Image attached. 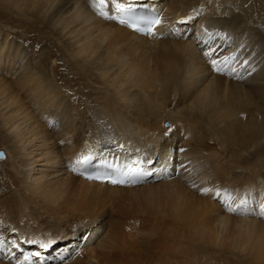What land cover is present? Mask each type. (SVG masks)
<instances>
[{
    "label": "bare ground",
    "instance_id": "6f19581e",
    "mask_svg": "<svg viewBox=\"0 0 264 264\" xmlns=\"http://www.w3.org/2000/svg\"><path fill=\"white\" fill-rule=\"evenodd\" d=\"M0 1L29 21L21 25L29 31L38 24V39L47 33L63 40L72 73L66 88L49 60L52 52L27 58L24 47L0 34V125L10 135L3 138L9 146L1 149L0 164L17 161L11 168L22 189L0 195L4 222L50 229L47 217L77 234L87 217L92 222L112 205L163 194L162 218L173 235L159 245L161 252L124 242L123 226L109 219L102 241L76 264H224L222 258L264 264V183L255 179L259 166L247 165L264 154V22L247 9L254 0H107L102 14L94 0ZM116 4L158 12L155 35L121 24ZM149 46L160 50L154 54ZM73 84L96 90L76 89L80 96L72 99ZM88 156L111 161L128 178L141 172L149 180L116 186L88 181L78 173V161ZM231 163L241 164L231 170ZM176 169L174 179L162 181ZM235 170L243 172L231 178ZM233 192L239 197L232 203Z\"/></svg>",
    "mask_w": 264,
    "mask_h": 264
},
{
    "label": "rangeland",
    "instance_id": "374dc122",
    "mask_svg": "<svg viewBox=\"0 0 264 264\" xmlns=\"http://www.w3.org/2000/svg\"><path fill=\"white\" fill-rule=\"evenodd\" d=\"M165 4H166V2H165ZM165 4H164V8L166 9ZM198 8L203 9L204 4H200L198 6ZM247 9H248V11L252 12L257 17L263 18V22H264V0H254L252 2V4L250 6H248ZM157 14H158L157 16L159 17L158 12H157ZM161 14H162V11H161ZM164 16H165V19L168 17L167 14ZM24 22L29 23V21H27V20ZM24 22H21L20 18L17 17V15H15L12 11L8 10L4 6V4L0 1V34L8 35V39L10 41H13V43L15 45H20V48L24 47L25 51H26L25 53L27 55V58L29 57V58L33 59L36 55L42 56L44 54H45V56H48L49 52H52L53 55L49 56V57H51L49 60L55 61V65H58V68L60 71L59 77H61V78H58V82L60 84L63 83V86H66V88H67V86L70 84H68L66 82V79H67L66 74L69 73L70 75H72V73L69 70V67H70L69 66V59L66 55V52L64 51L65 49L63 48L64 47V44H62L63 40H60V39L57 40L56 36H54L52 34H47V33H46V35L45 34L42 35V36L47 37L46 39H38V36L41 35L40 31H42V29H40L39 25L35 23L33 26L36 29L29 31V29L27 27L21 26L24 24ZM165 24H166V22H165ZM263 27H264V25H263ZM45 32H48V30H45ZM26 38L29 39V41L25 42L24 39H26ZM263 38H264V31H263ZM60 44H61L62 48L60 47ZM149 48H150V46H149ZM149 50H150V52L155 54L160 49H159V47H157L155 49L150 48ZM5 52L8 53L7 49H5ZM212 59H214V57ZM212 59H211V61H213ZM158 61H156L155 63H158ZM11 74H12V72H11ZM9 77H8L9 79L13 78L12 75H9ZM82 82L89 85V83H87V81H85V80ZM79 88H81V90L83 92H86V91L94 92V90H96V89H94L95 87H90V88L87 87V88L83 89L82 86H78V85L73 84L68 89L70 98L76 99L80 96L77 93H73V92H75L76 89H79ZM42 121L44 123H46V120L43 119ZM161 126L164 130L168 129V127H169L167 122H164L163 124H161ZM1 127L2 126L0 125V144L2 145V146L0 145V151L3 152V150H1V149H3V146L4 147L9 146V143H7L6 140H4L5 143H3L4 142L3 138H4V136L9 137L10 135L8 134V132L4 131L3 127L1 129ZM90 134L92 135V132ZM262 146H264V145L262 144ZM115 149L117 150V151H115V153H117V154L122 153V151H119L120 148L118 149L115 147ZM253 152H255V150L252 151L251 154H253ZM180 155L181 154L179 153L178 157ZM245 155H244V157H245ZM129 156L130 155H127L126 158ZM107 157H109V155H107ZM115 157L116 156H111L110 158L112 159ZM154 157H155V155H154ZM126 158L123 157L121 159L126 160ZM247 158L249 160L251 158V156L246 155V159ZM234 159H237V157H235ZM170 160L173 161V156H171ZM250 161H248L247 165L249 163H250V165L255 163V165H257V167L259 166V168H260V170L257 168L259 172L257 173L258 175L256 174V176L259 177L260 179L257 178L256 176H255L256 177L255 179H257V182L263 181V183H264V154L257 156V157H253L252 160H250ZM15 162L17 163V161L14 159L13 164H9V163L0 164V195L3 197H9V196L12 197L18 193H22V191H21L22 189H21V187L18 183V180H17V175L15 176V173H14L15 171L13 168H11V165H14L17 168V164L15 165ZM107 162H108V164L112 163L111 161H107ZM151 162H152V160H151ZM144 163L146 164V167H147L148 163H150V162L146 161ZM151 164H153V163H151ZM174 164L175 163L172 164L173 167H171V169L176 168V167H174ZM240 164L241 163H234V164L231 163L230 169L231 170L237 169L238 166H240ZM153 165L157 166V162L155 161V164H153ZM236 165H238V166H236ZM160 168H158V171L161 170ZM37 169H41V168H37ZM251 169H254V167H251ZM176 170H173V172L175 171V173L169 174V175H171V177L168 180L164 179L162 181L165 182V181H169L171 179H174L177 176V172H178V170L177 171ZM242 172L243 171H239V170L238 171L237 170L231 171V173H230V175H232L231 178H233L234 175H237V176L241 175ZM151 175L152 174L150 173V175H148V176L151 177ZM153 176H154V174H153ZM165 176H168V174L166 173ZM148 180L149 179H145V180H142L138 183L136 182L135 185L145 184ZM162 181H160V183ZM152 182L155 183L157 181L153 180ZM228 185H230L229 187H231V189H235V188H232V186L235 185L234 183H230ZM237 185H238V183H237ZM231 194L232 195H231L230 199H231V202L233 203L235 199L232 198V196H235L237 199V197H239V195L238 194L236 195L234 192ZM1 196H0V198L2 199L3 197H1ZM156 197H157L156 198L157 200H155V197L152 196L151 198L153 200H151V198H139V199L132 200L130 202L120 203L117 206L112 205L110 208L108 207L105 210L107 212H106V214H104V216H101L99 218H94L96 220H94L92 222H91L92 218H88L87 213H86V217H87V218L85 217L86 218V224L84 222V225H86V226L80 227L77 234H73L72 232L67 233L66 230H64V227L62 228V227L53 226L54 223L48 222V221H50V219L47 217L44 218V220H45L44 222L48 223V225L52 224V226H51L52 228H50V229L44 228V225L42 223L40 224V223H34V222L32 224H30L31 223L30 222L29 224L20 228L15 223L4 222V217L7 218L6 217L7 215L2 213L3 211L0 208V215L3 214L2 219L0 218V231L3 232L0 236V238H2V241L0 239V250H1L0 253L5 258L6 257L9 258L8 256L11 255V253H12L11 250L14 253V255L13 254L11 255L12 258L10 260H4V257H2L0 259V262H3L4 264H76L78 259L82 260V255L88 249L94 248L97 244H99L102 241V239H103L102 237H104V234L108 230L109 219H110V221L111 220H113V221L117 220V222H120L121 223L120 225L123 226L125 233H126L125 239L123 240L124 242H132L130 240H133L135 242V244L140 242L139 243L140 247L142 245V248H140V249L143 250L144 253L147 252L146 250H148V252L150 254L159 253V252H161V251H159L160 250L159 245L160 244L163 245L167 241L171 240V236L173 235V232H172L173 230L172 231L169 230L170 228H168V225L166 224L167 222L162 218L163 216H166V214L162 211L163 209L164 210L166 209V206H164V203H163V198H164L163 194L162 195L160 194L159 196H156ZM158 198L160 199V201ZM248 200H249V198H248ZM155 202H157V204ZM218 203L221 204L222 201H220V199H219ZM32 206L34 207V205H32ZM20 208H22L21 210H22L23 214L27 213V209H25L24 207H20ZM160 208H161V210H160ZM232 224L234 225L233 222L232 223L229 222L226 225V227L229 228V229L226 228V232H227L228 236H231V234L233 233V227H231ZM154 228H155V230L157 228H159L158 230H156L158 233V234L156 233V235L154 233L155 230H153ZM162 228H163V230H162ZM160 229H161V231H160ZM167 230L170 231V233H172V234H170ZM19 231H21V236H23L21 239L18 237ZM158 231H160V233ZM226 232H225V234H226ZM152 233H154V234H152ZM163 233H169V234H163ZM129 235H131V236H129ZM162 236H164V237H162ZM162 239H163V241H162ZM89 240H91V241H89ZM180 240L183 241V239H180ZM60 246H65V247L60 250V248H58ZM143 247H146V250ZM16 252H17V254H15ZM44 255H46L45 256L46 258L45 259L42 258V260H41V257H43ZM226 256H228V255H226ZM230 259H231V257H230ZM222 261L224 262V264H230V263L236 264L234 262V259L226 261L225 259L222 258Z\"/></svg>",
    "mask_w": 264,
    "mask_h": 264
},
{
    "label": "snow or ice",
    "instance_id": "6c2138e0",
    "mask_svg": "<svg viewBox=\"0 0 264 264\" xmlns=\"http://www.w3.org/2000/svg\"><path fill=\"white\" fill-rule=\"evenodd\" d=\"M107 6V0H94L93 3V8L95 11H97V13L102 14L103 13V9ZM116 9L117 11L125 14L126 18L125 19H121L120 23L121 24H127L130 27L133 28V30L135 31H142L145 29H141L140 27H138L139 24H144L146 26V31L148 34L151 35H155V32L153 31V28L156 25H159L161 23L160 19L157 17L153 20H148L142 17H136V16H132V15H128V13H131V9H128L127 12L125 11V9L120 5V4H116ZM181 23H183V21H181ZM3 153H0V159H3ZM91 160V156H88L86 158H84L83 161H78V163H88ZM75 170V169H74ZM111 183H126L125 180H116V179H111L110 180ZM135 180H132V183H135ZM207 191V190H206Z\"/></svg>",
    "mask_w": 264,
    "mask_h": 264
}]
</instances>
